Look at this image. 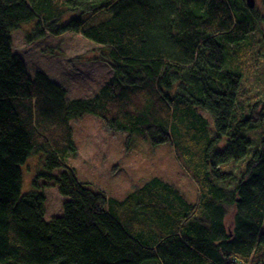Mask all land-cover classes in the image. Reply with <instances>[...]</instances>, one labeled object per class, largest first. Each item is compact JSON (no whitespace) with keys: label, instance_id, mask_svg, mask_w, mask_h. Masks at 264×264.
<instances>
[{"label":"trees","instance_id":"obj_1","mask_svg":"<svg viewBox=\"0 0 264 264\" xmlns=\"http://www.w3.org/2000/svg\"><path fill=\"white\" fill-rule=\"evenodd\" d=\"M262 19L245 0H0V264H264V139L253 149L245 135L262 122L260 102L236 115ZM30 22L29 42L75 33L95 43L112 78L69 100L46 73L31 77L13 43ZM86 114L169 144L197 202L159 178L122 201L81 182L66 159L77 151L71 122ZM35 154L45 171L23 194ZM41 180L66 199L50 221Z\"/></svg>","mask_w":264,"mask_h":264},{"label":"rangeland","instance_id":"obj_2","mask_svg":"<svg viewBox=\"0 0 264 264\" xmlns=\"http://www.w3.org/2000/svg\"><path fill=\"white\" fill-rule=\"evenodd\" d=\"M255 8L264 17L261 0H256ZM108 18L110 15H102L98 22ZM258 22L261 26L257 25L258 31L248 41L250 44L254 40L248 50L249 62L242 76L243 90L236 113L238 119L246 117L250 105L260 102L257 109L262 113V122L245 131L253 141V149L264 139V103L261 102H264V20ZM34 25V22L23 24L13 33L14 52L24 60L31 77L38 71L46 73L68 91L69 100L93 98L112 78L113 71L105 61V51L95 43L75 33L29 42L27 37ZM235 62L236 59L230 61L234 65L231 70L241 74ZM205 115L211 119L213 130L214 120L209 114ZM71 125L77 151L68 155L66 163L89 187L122 201L150 179L159 178L177 187L188 202H197L198 187L177 163L169 144L155 147L146 135L113 131L106 121L92 114L73 120ZM44 165V155L35 154L23 166V194L34 190V180L45 171ZM241 169L233 165L228 170L237 174ZM62 172L56 170L54 174ZM39 184L47 197L46 221L61 216L66 199L58 187L45 180Z\"/></svg>","mask_w":264,"mask_h":264},{"label":"water","instance_id":"obj_3","mask_svg":"<svg viewBox=\"0 0 264 264\" xmlns=\"http://www.w3.org/2000/svg\"><path fill=\"white\" fill-rule=\"evenodd\" d=\"M246 3H247V6L250 8V9H254L255 6H256V0H245Z\"/></svg>","mask_w":264,"mask_h":264}]
</instances>
